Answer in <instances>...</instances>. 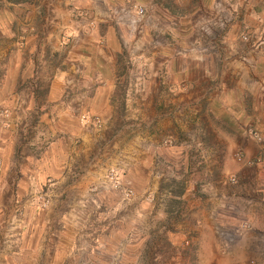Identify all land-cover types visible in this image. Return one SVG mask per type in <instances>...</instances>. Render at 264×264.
<instances>
[{
  "label": "rangeland",
  "instance_id": "rangeland-1",
  "mask_svg": "<svg viewBox=\"0 0 264 264\" xmlns=\"http://www.w3.org/2000/svg\"><path fill=\"white\" fill-rule=\"evenodd\" d=\"M171 1L173 4L166 14L172 15L170 32L173 28V33L178 35V31L188 30L192 25H198L199 36L237 32L240 42L254 38L250 47L264 57V0ZM205 1L213 2L212 5L216 2L217 11L212 7L210 18L199 19L194 14H199L196 6ZM135 4L143 8L142 15L136 12ZM113 9L114 16L124 21L118 28L117 58L107 67L108 76L115 73L114 82L109 84L113 106L108 108V119L105 123L96 114L101 120V127L96 128L82 118L83 108L71 107L78 114L83 129L104 130L109 140L100 139L97 143L99 152L95 153L94 171H81L89 183L85 199L77 202L79 206L74 209L76 220L72 225L73 229L78 228L73 242L80 250L67 262L264 264V116L257 114L252 121L234 126L237 138L231 137L234 132L228 129L225 133L229 137H219L207 122L193 119L186 124L180 115L172 117L170 111L174 108L165 102L167 91H158V96L155 92L150 96L149 91L148 96L154 101L161 99L156 106L137 105L141 92L136 83L141 79V72L148 82L153 62L157 61L152 52L166 44V38L161 40L160 37L167 35L168 27L161 25L164 24L160 21L165 18L163 15L150 22L149 8L137 0H122ZM130 10L136 13L133 21L127 20L131 18ZM176 15L189 18L182 23ZM253 15L257 27L249 25L248 18ZM142 34L145 57L143 62H136V36L139 39ZM75 80L80 83L78 75ZM41 93L25 88L17 92L22 97H35L39 101L35 106L37 110L43 101ZM71 93L69 91V95ZM12 112L8 107H0V127L8 129L13 125ZM16 113L20 114L19 106ZM33 120L27 125H32L37 132L59 131L64 123L59 119H49L45 123ZM23 127L24 124L19 123V128ZM255 130L260 138L253 135ZM120 131L123 133L118 136ZM115 138L128 160L114 159L115 153H106L105 148L110 141L109 144H114ZM37 145L43 143L38 140ZM2 164L0 159V174ZM111 169L117 171L118 186L110 179ZM48 183L43 190L32 193L27 201L10 204L0 201V208L9 206L13 212L0 219V235L4 238L0 243V248L3 247L0 264H33L31 257L22 258L27 250L26 246L21 247L22 229L26 228L23 216L26 207L52 209V196L47 194L52 188ZM127 190L131 191L129 195H126ZM62 206L58 205L61 211L70 208L64 203ZM60 219L58 216L57 220ZM90 228L95 229L94 234ZM94 246L100 249L93 250Z\"/></svg>",
  "mask_w": 264,
  "mask_h": 264
},
{
  "label": "crops",
  "instance_id": "crops-1",
  "mask_svg": "<svg viewBox=\"0 0 264 264\" xmlns=\"http://www.w3.org/2000/svg\"><path fill=\"white\" fill-rule=\"evenodd\" d=\"M137 1L149 8L150 22L163 15L161 25L168 27L167 35L160 37L166 38V44L152 52L157 61L153 62L148 82L141 72L136 83L141 92L137 105L156 106L161 99L154 101L150 96L167 91L164 101L174 108L170 111L172 117L180 115L186 124L193 119L207 122L219 137H229L225 133L228 129L234 132L230 136L237 138L234 126L252 121L257 114L264 116V57L250 47L254 38L240 42L236 31L199 36L198 25L191 24L176 35L173 28L169 30L172 15L166 16L171 0ZM216 2H198L199 14H194L199 19L210 18L212 7L217 11ZM119 3L122 0H0V107L13 111V125L8 129L0 127V201L20 203L29 200L36 190H43L48 182L52 188L47 193L52 196V209L26 207L24 211L26 228L22 229L21 247L27 250L22 258L31 257L33 264H69L67 261L80 250L73 242L78 228L72 225L77 202L85 199L88 189L89 181L81 171H94L97 143L109 140V135L104 130L83 129L71 107L98 114L105 123L108 119V108L113 106L109 84L114 82L115 73L108 76L107 67L117 58L118 28L124 21L113 13ZM130 11L131 18L127 20L133 21L136 13ZM176 16L182 23L189 18ZM248 20L249 25L258 26L255 15ZM143 35L139 39L136 36V62H143L145 57ZM77 75L80 83L75 80ZM24 88L42 92L39 110L35 108L39 104L35 97L17 94ZM18 106L20 114L16 113ZM30 117L38 123L49 119L64 123L59 131L37 132L27 125L34 121ZM19 123L24 127L20 129ZM118 133L120 136L123 132ZM38 140L42 146L37 145ZM114 141H107L106 153H115L114 159L128 160L117 138ZM32 146L40 149L33 150ZM62 203L72 209L59 210ZM12 214L9 206L0 208V219ZM3 239L1 234L0 243ZM99 249L100 246L93 248ZM2 250L3 247L0 256ZM79 255L80 252L78 258Z\"/></svg>",
  "mask_w": 264,
  "mask_h": 264
},
{
  "label": "built area",
  "instance_id": "built-area-1",
  "mask_svg": "<svg viewBox=\"0 0 264 264\" xmlns=\"http://www.w3.org/2000/svg\"><path fill=\"white\" fill-rule=\"evenodd\" d=\"M134 8L136 10V12L138 13V15H142L143 14V8L140 6V5H134ZM82 118L84 119L85 122H91V124L94 125V127L96 128H100L101 127V120L99 118L98 115L96 114H90V113H82ZM253 135L255 137H259V132L258 131H253ZM110 179L113 183V185H116L118 186L119 185V182L117 181V171L115 169H111L110 173ZM131 193L130 190H127L126 191V195H129Z\"/></svg>",
  "mask_w": 264,
  "mask_h": 264
},
{
  "label": "clouds",
  "instance_id": "clouds-1",
  "mask_svg": "<svg viewBox=\"0 0 264 264\" xmlns=\"http://www.w3.org/2000/svg\"><path fill=\"white\" fill-rule=\"evenodd\" d=\"M88 113V112H87Z\"/></svg>",
  "mask_w": 264,
  "mask_h": 264
}]
</instances>
